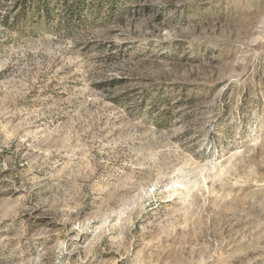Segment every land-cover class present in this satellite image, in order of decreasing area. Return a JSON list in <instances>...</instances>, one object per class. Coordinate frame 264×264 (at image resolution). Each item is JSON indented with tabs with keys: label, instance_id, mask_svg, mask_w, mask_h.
I'll return each instance as SVG.
<instances>
[{
	"label": "rangeland",
	"instance_id": "374dc122",
	"mask_svg": "<svg viewBox=\"0 0 264 264\" xmlns=\"http://www.w3.org/2000/svg\"><path fill=\"white\" fill-rule=\"evenodd\" d=\"M15 1L0 264H264V0Z\"/></svg>",
	"mask_w": 264,
	"mask_h": 264
},
{
	"label": "trees",
	"instance_id": "16d2710c",
	"mask_svg": "<svg viewBox=\"0 0 264 264\" xmlns=\"http://www.w3.org/2000/svg\"><path fill=\"white\" fill-rule=\"evenodd\" d=\"M58 3L61 4V6L57 5ZM15 4L17 6L16 17L21 15V18H24L31 10L37 14L41 13L47 24L54 20V12L59 10L56 8L59 6L67 19L64 22L66 27H71L75 17L88 9V6L84 5L83 0H16ZM16 22L17 20H13L12 24Z\"/></svg>",
	"mask_w": 264,
	"mask_h": 264
}]
</instances>
